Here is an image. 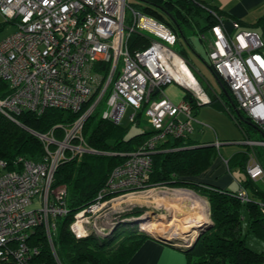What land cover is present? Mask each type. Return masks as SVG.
<instances>
[{
    "label": "built area",
    "instance_id": "2783aa9c",
    "mask_svg": "<svg viewBox=\"0 0 264 264\" xmlns=\"http://www.w3.org/2000/svg\"><path fill=\"white\" fill-rule=\"evenodd\" d=\"M212 15L218 21L209 32V63L238 109L262 134L261 140L246 137L241 143L264 148V41L233 21L231 34L225 21ZM0 16L12 28L0 38V82L6 85L0 91L2 116L17 122L23 113L41 115L48 109L77 113L95 97L84 114L64 129L61 140L52 131L33 133L44 146L38 161L19 157L11 171L0 161V264H33L39 249L30 245L29 238L37 228L49 242L55 264H60L52 238L56 219L68 214L67 193L65 186L52 187L54 174L65 160L96 154L86 145L82 126L101 103L106 107L101 119L116 126L127 108L129 122L144 110L155 134L112 170L96 202L75 214L69 225L75 237L79 229L91 235L90 219L106 203L105 196L144 188L157 143L192 134L197 120L190 105L173 103L162 91L174 80L170 73L174 54L169 47L175 45L176 33L127 0H0ZM134 32L150 36L144 51H129L127 41ZM120 59L123 67L118 71ZM186 87L198 102H208L198 85ZM151 94L157 98L150 99ZM245 172L251 181L264 177L254 152L248 155ZM236 195L240 203L253 201L243 187ZM256 203L264 215V204Z\"/></svg>",
    "mask_w": 264,
    "mask_h": 264
},
{
    "label": "trees",
    "instance_id": "16d2710c",
    "mask_svg": "<svg viewBox=\"0 0 264 264\" xmlns=\"http://www.w3.org/2000/svg\"><path fill=\"white\" fill-rule=\"evenodd\" d=\"M142 2L143 5H135L134 8L174 31L177 34L176 44L179 43V37L187 42L184 37L186 29L196 27L199 33L210 31L218 20L209 11L215 12L220 20H225L220 11L202 4L200 0H142ZM5 26L6 23L0 24V34ZM252 27L259 30V35L264 41V15ZM149 37L137 32L131 34L127 41L129 51L133 53L145 50L150 43ZM187 45L189 46V42ZM175 52L185 60L183 50H175ZM98 69L100 70L101 67ZM102 69L104 71L102 74L106 77L107 66ZM209 69L222 87L219 94H215L214 98L210 99L209 104L217 101L220 109L228 114H231L230 107L234 108L237 116L231 114V117L240 128L243 138L261 140L260 130L238 109L228 86L213 68L209 67ZM5 86V83L0 82V91ZM156 97L157 95L151 94L150 99ZM94 100L95 97L91 98L77 113L48 109L41 115L23 113L16 118L17 122L0 114V161L5 162L6 170L15 169V162L19 157L38 161L44 149L41 141L33 133L49 134L52 131L55 139L61 140L64 129L70 128ZM182 100L190 105L195 115L200 106L189 91L184 90ZM140 117L145 118L144 110L138 112L132 123L138 125ZM127 130L128 126H116L102 120L101 117L96 119L94 113L91 114L83 123L82 136L86 145L96 151V154H82L78 158L65 160L56 169L52 187L65 186L68 209L67 216L55 221L54 246L60 264H127L141 244L150 238L144 232L128 230H117L105 237L91 234L85 238H78L68 230L75 214L96 202L95 198L105 186L112 170L122 164L128 154L137 151L153 132L151 129H146L127 136ZM193 147L189 137L167 139L165 142L157 143L156 152L151 156L150 172L144 183V188H186L207 201L212 226L199 238L194 247L182 250L187 264L264 263V252L250 250L244 243L241 231V222L246 221L248 232L264 242V215L257 206V201L240 203L236 195L240 187L236 191H230L194 181L193 178L198 177L211 166L218 153L213 147ZM250 150L257 148L247 147L246 152L237 153L228 159V170L231 172L232 169L238 168L246 175L245 168ZM256 158L264 171V163L259 153L256 154ZM241 185L252 190L264 204V193L255 184L245 180ZM108 198L109 196L104 197V199ZM29 239L30 245L39 249L33 264H55L40 228H37Z\"/></svg>",
    "mask_w": 264,
    "mask_h": 264
},
{
    "label": "rangeland",
    "instance_id": "374dc122",
    "mask_svg": "<svg viewBox=\"0 0 264 264\" xmlns=\"http://www.w3.org/2000/svg\"><path fill=\"white\" fill-rule=\"evenodd\" d=\"M127 2L128 4L133 6V8L135 7V5H143L142 0H127ZM209 12L211 14L215 13L213 11H209ZM128 17H129V14L127 12L126 18ZM166 19H168L167 16H166ZM3 23L5 22L0 16V24H3ZM249 30H252L255 33L260 34L259 30L255 28H250ZM11 31H12V28L6 24L4 30L0 34V38L6 36ZM210 31L199 33V30L196 27H193V29H189V30L186 29L184 31L185 33L184 37L187 39V42L184 41L183 38L179 37V43L177 44L175 43L176 45L169 47V49L174 54V58L179 59L188 68V70L190 71V73L192 74L193 78L196 81V85H198L201 88V90L203 91L204 95L206 96L208 100V102L204 104L197 101V104L200 106L198 111L201 109L205 110L204 108H206L207 106L211 107L212 105H210L209 103H210V99L214 98L213 93L219 94L222 88L220 83L215 78L214 74L212 73V71L209 69V67H211L209 63V59H208L209 44H210V39H209ZM151 39L158 40L156 37H153V36ZM176 42H177V34H176ZM188 42H189V46L187 45ZM175 50H183L185 53V60L180 55H178L175 52ZM262 55L264 56L263 52H262ZM122 67H123L122 60L120 59L119 64H118V71H121ZM173 69H174V65H173ZM180 83L181 82H178L174 79L172 83L169 85H166V87L172 86L171 88H174L176 91L179 90L180 92L181 91L184 92V90L189 91L191 95L193 96L192 92L186 87V85L184 83H181V84ZM193 98L195 97L193 96ZM230 108H231L232 116H237V112L235 111V109L232 107ZM105 109H106L105 104L101 103L97 107L96 111L94 112L95 118L99 119L101 117V113ZM210 110L213 111L216 115L228 117L230 122L233 119L231 117V114H228L226 111L220 112L216 109H215L216 111L214 109H210ZM130 113H131V110L127 108L126 115L120 124L122 127L128 126L127 136L134 135L135 133H139L146 129H151L153 132H152V135L147 139L149 140L155 134V132L149 125L146 116L145 118L140 117L138 119L139 122L137 125V123H132L128 121V116ZM202 123L203 125H205L206 128L212 129V126L208 124V122H202ZM220 124L224 128H226V130L230 132V134L229 133L228 134L231 136V139H234V141L233 140H224V141L220 140L216 142L214 137H212L211 140L212 141L214 140L215 144L221 145L220 148L222 151L225 148L226 149L232 148V147L242 148L241 146L236 145L238 143L232 144L233 142H239L238 140H240L241 138L243 139V135L240 133L239 129H237L236 127H229L228 124L224 123L223 121ZM194 134H199V131L194 132ZM167 139L172 140L173 138L167 137L162 142H165ZM162 142H159V143H162ZM255 148L259 149L258 153H262V157L264 158V149L262 147H255ZM43 149H44V146H43ZM263 158H262V161H263ZM226 164L227 163H225V165ZM232 174L236 177H244L243 174H240L236 170L233 171ZM180 190H185V191L188 190L193 193L192 190H189L186 188H168V187H156L155 188L154 187V188H144L138 191H126L123 193H116V194L110 195L109 198L106 200H111V199L112 200L106 201V203L101 207L99 211L92 214V217L90 219V225L88 226V228L90 230L96 231L97 233L103 232V231L107 232L108 229H110L108 234L111 232L115 233L117 230L118 231L128 230V231L137 232V233L144 232L149 236H153L157 234L153 230L155 229L159 231L160 234H164L167 237L170 236L172 239L170 243L180 248L190 247L191 243L193 242L195 236L198 233L194 230H191V226L186 224L187 220H183L182 218H179V216L177 215V212L179 211L180 207L184 208L185 206L184 201L176 200L177 191H180ZM232 190L233 189H230V191ZM199 197L200 199L206 202L205 222L207 224H211V221L209 219L208 203L203 197L201 196ZM136 208H143L146 210L143 213L130 214L134 212ZM126 214H130V215L125 216L121 219L117 217V216H123ZM149 227L152 230V235H151V232L150 233L147 232V229H149ZM69 228L70 226H68V230L71 233ZM241 231L244 236V243L250 250L255 251V252H264V242L258 239V237H256L253 233L248 232V224L246 221L241 222ZM57 232H59V229L57 230ZM45 240H46V237H45ZM46 244H47V247L50 249V245L47 240H46ZM52 248L55 250L54 238H52Z\"/></svg>",
    "mask_w": 264,
    "mask_h": 264
},
{
    "label": "crops",
    "instance_id": "0c3cea01",
    "mask_svg": "<svg viewBox=\"0 0 264 264\" xmlns=\"http://www.w3.org/2000/svg\"><path fill=\"white\" fill-rule=\"evenodd\" d=\"M202 4H206L216 8L223 14V18L225 19V27L229 33H233V29L231 26V22H237L240 25V28L243 30H249L253 28L252 25L264 15V0H200ZM264 50V49H263ZM263 50H261L263 52ZM172 86H167L162 91L164 92L165 97L172 101L173 103H178L182 101L183 91H176ZM215 95V93H213ZM217 95V93H216ZM211 107L207 106L204 108L205 110H197L194 117L197 120L193 125V133L189 136V141L193 143V148H202V147H213L215 151L218 153L216 158L213 160L210 167L206 169L202 174L198 177L193 178L194 181L199 182L201 184H205L208 186H216L220 189H233L232 191H236L239 187H243L242 181H249L248 177L244 175L238 168L232 169L231 172L227 168L228 159L233 157L237 153L246 152L247 147H245L241 142L242 138L238 140L239 142H233L232 144H236L241 146L242 148H225L223 151L221 150V145L219 147L216 146L215 141L211 140L212 137L216 140V142L220 140H233L229 135L230 132L226 130L220 123L223 121L228 124L229 127L240 128L235 124L234 120L230 122L228 117H223L220 115H216L210 109H216L218 111H223L220 109L219 103L215 101L210 104ZM214 107V108H213ZM215 110V111H216ZM224 112V111H223ZM197 115V117H196ZM214 120V121H213ZM202 122H208L212 126V129L206 128ZM232 123V124H231ZM199 131V134H194V132ZM229 133V134H228ZM242 134V133H241ZM210 138V139H208ZM244 139V138H243ZM214 142V143H213ZM257 150H250L249 153L254 152L258 153ZM255 154V155H256ZM249 155V154H248ZM262 157V153H259ZM264 163V158H263ZM238 171L240 174H243L244 177H236L232 173L233 171ZM255 184L258 189L264 193V177L258 179L257 181H251ZM244 189L248 192L250 197L256 201H262V199L253 193L252 190ZM197 197L198 194L193 192ZM200 198V197H199ZM156 235L150 236L149 239L144 241L140 248L133 254V256L129 259L127 264H187L186 257L184 255V248H180L172 243L171 238H167L164 234H160L159 231L153 229ZM112 231V230H111ZM105 232V231H103ZM109 232V231H108ZM152 235V234H151ZM163 235V236H162ZM162 236V237H161ZM157 237V238H156ZM166 237V238H164ZM264 264V263H262Z\"/></svg>",
    "mask_w": 264,
    "mask_h": 264
},
{
    "label": "bare ground",
    "instance_id": "6f19581e",
    "mask_svg": "<svg viewBox=\"0 0 264 264\" xmlns=\"http://www.w3.org/2000/svg\"><path fill=\"white\" fill-rule=\"evenodd\" d=\"M173 65H174V69L173 70L170 69V73L176 81L184 83L187 86L196 84V81L193 78L190 71L188 70V68L179 59L174 58ZM176 197H177L176 198L177 201L185 202L184 208L180 207L179 211L177 212L179 218H182L183 220H187L186 224L190 225L191 228L197 227L205 223L206 202L204 200L200 199L199 197H197L195 194H193L191 191L188 190L177 191ZM109 230L110 229H108L107 232L104 233L103 232L97 233L95 231V233H90V234H95L105 237L107 236ZM147 232L149 233L151 232L152 234V230L150 227L149 229H147ZM86 233L87 232H85L84 230L79 229L78 231H76V236L81 238L88 237ZM167 238H171V237L169 236Z\"/></svg>",
    "mask_w": 264,
    "mask_h": 264
},
{
    "label": "water",
    "instance_id": "95a60500",
    "mask_svg": "<svg viewBox=\"0 0 264 264\" xmlns=\"http://www.w3.org/2000/svg\"><path fill=\"white\" fill-rule=\"evenodd\" d=\"M224 92V91H223ZM225 96L229 99L227 93H225ZM146 209H143V208H136L134 210V212L130 213V214H139V213H143ZM130 214H126V215H123V216H117L118 218H123L125 216H128ZM212 224H207L206 222L197 226V227H193L191 228V230H194L196 231L198 234L195 236L193 242L191 243L190 245V248L191 247H194V245L197 243V241L199 240V238L206 232L208 231L210 228H211Z\"/></svg>",
    "mask_w": 264,
    "mask_h": 264
},
{
    "label": "clouds",
    "instance_id": "9594fccd",
    "mask_svg": "<svg viewBox=\"0 0 264 264\" xmlns=\"http://www.w3.org/2000/svg\"><path fill=\"white\" fill-rule=\"evenodd\" d=\"M239 24V23H238ZM254 32V31H253ZM174 46V45H173ZM261 54H262V51H261ZM264 57V56H263ZM166 86H164V87H162V89H164ZM156 96V95H155ZM157 98V97H156ZM155 98V99H156ZM137 116V115H136ZM145 116V115H144ZM136 118V117H135ZM263 170V169H262ZM264 172V171H263ZM247 176V175H246ZM249 179V178H248ZM250 180V179H249ZM251 181V180H250ZM244 188V187H243ZM142 189H144V188H142ZM107 196H110V195H107ZM254 200V199H253ZM104 201H108V200H106V199H104ZM257 202H260V201H257ZM91 232L92 233H95V231H93V230H91ZM97 236H99V235H97ZM79 238H81V237H79ZM85 238V237H84Z\"/></svg>",
    "mask_w": 264,
    "mask_h": 264
}]
</instances>
